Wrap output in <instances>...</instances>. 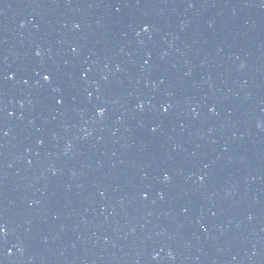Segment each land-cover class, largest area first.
Instances as JSON below:
<instances>
[{"label":"water","instance_id":"obj_1","mask_svg":"<svg viewBox=\"0 0 264 264\" xmlns=\"http://www.w3.org/2000/svg\"><path fill=\"white\" fill-rule=\"evenodd\" d=\"M0 225V264H264V0H0Z\"/></svg>","mask_w":264,"mask_h":264},{"label":"snow or ice","instance_id":"obj_2","mask_svg":"<svg viewBox=\"0 0 264 264\" xmlns=\"http://www.w3.org/2000/svg\"><path fill=\"white\" fill-rule=\"evenodd\" d=\"M149 29H150V25H146V26L143 28V31L147 32V31H149ZM37 55H39V53H37ZM43 79H44L45 81H50V77H49L48 75H45V76L43 77ZM58 102H59V101H58ZM164 110L167 111V107H165ZM165 179H168V177L166 176ZM3 231H4V226H3V225H0V232H3Z\"/></svg>","mask_w":264,"mask_h":264}]
</instances>
